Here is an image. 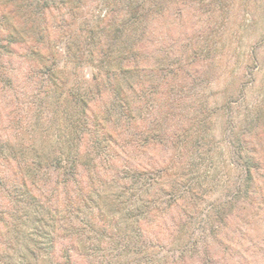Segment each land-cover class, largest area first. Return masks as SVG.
Returning <instances> with one entry per match:
<instances>
[{
    "label": "trees",
    "instance_id": "16d2710c",
    "mask_svg": "<svg viewBox=\"0 0 264 264\" xmlns=\"http://www.w3.org/2000/svg\"><path fill=\"white\" fill-rule=\"evenodd\" d=\"M263 53L264 0H0V264H229Z\"/></svg>",
    "mask_w": 264,
    "mask_h": 264
},
{
    "label": "rangeland",
    "instance_id": "374dc122",
    "mask_svg": "<svg viewBox=\"0 0 264 264\" xmlns=\"http://www.w3.org/2000/svg\"><path fill=\"white\" fill-rule=\"evenodd\" d=\"M87 71L89 74L90 69L88 68ZM260 71L261 75H264V65ZM253 192L254 203L251 204V199L248 197L252 196V193L248 192L247 197V193L245 194L242 205L250 214L249 232L244 234L239 247L232 248L235 251L228 253L229 264H264V188L261 187L260 183H257Z\"/></svg>",
    "mask_w": 264,
    "mask_h": 264
}]
</instances>
